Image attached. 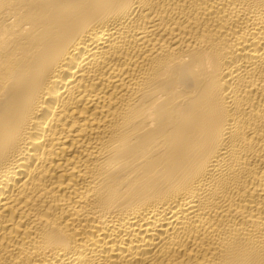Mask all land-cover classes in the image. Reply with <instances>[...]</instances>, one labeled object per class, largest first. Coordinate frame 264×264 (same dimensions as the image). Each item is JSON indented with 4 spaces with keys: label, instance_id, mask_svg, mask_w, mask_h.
Returning a JSON list of instances; mask_svg holds the SVG:
<instances>
[{
    "label": "bare ground",
    "instance_id": "obj_1",
    "mask_svg": "<svg viewBox=\"0 0 264 264\" xmlns=\"http://www.w3.org/2000/svg\"><path fill=\"white\" fill-rule=\"evenodd\" d=\"M0 264H264V0H0Z\"/></svg>",
    "mask_w": 264,
    "mask_h": 264
}]
</instances>
